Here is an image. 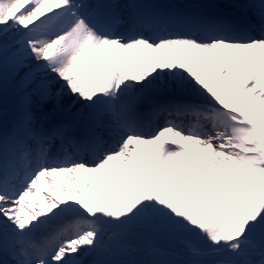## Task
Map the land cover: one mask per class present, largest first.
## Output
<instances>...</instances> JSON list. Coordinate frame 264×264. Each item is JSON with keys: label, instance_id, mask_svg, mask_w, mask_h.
<instances>
[{"label": "snow or ice", "instance_id": "6c2138e0", "mask_svg": "<svg viewBox=\"0 0 264 264\" xmlns=\"http://www.w3.org/2000/svg\"><path fill=\"white\" fill-rule=\"evenodd\" d=\"M0 264H264V0H0Z\"/></svg>", "mask_w": 264, "mask_h": 264}, {"label": "bare ground", "instance_id": "6f19581e", "mask_svg": "<svg viewBox=\"0 0 264 264\" xmlns=\"http://www.w3.org/2000/svg\"><path fill=\"white\" fill-rule=\"evenodd\" d=\"M57 179H59V177H57Z\"/></svg>", "mask_w": 264, "mask_h": 264}]
</instances>
